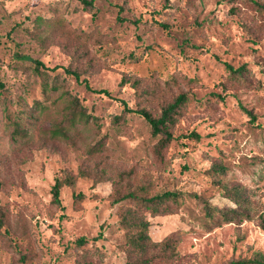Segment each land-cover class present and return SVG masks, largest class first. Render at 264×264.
I'll return each instance as SVG.
<instances>
[{"label":"rangeland","instance_id":"obj_1","mask_svg":"<svg viewBox=\"0 0 264 264\" xmlns=\"http://www.w3.org/2000/svg\"><path fill=\"white\" fill-rule=\"evenodd\" d=\"M57 18L63 25L50 23ZM225 62L246 64L245 75L234 80ZM0 81V205L8 218L0 264H126L120 219L137 205L113 198L128 190L180 192L172 212L141 209L149 240L172 239L170 250L149 249L152 264L264 257V7L250 0H95L87 8L79 0H0ZM44 84L59 89L45 93ZM179 92L186 101L174 137L158 153L159 135L142 115L123 111L119 98L157 114ZM70 95L98 125H79L72 141L52 139ZM18 120L23 137L13 132ZM191 130L199 138L184 136ZM214 163L224 170L214 173ZM66 171L75 181L61 186V209L51 187ZM235 187L248 214L213 223L203 204L234 206ZM79 236L88 241L77 246Z\"/></svg>","mask_w":264,"mask_h":264},{"label":"trees","instance_id":"obj_2","mask_svg":"<svg viewBox=\"0 0 264 264\" xmlns=\"http://www.w3.org/2000/svg\"><path fill=\"white\" fill-rule=\"evenodd\" d=\"M83 7H91L94 4L95 0H79ZM250 2L257 8L262 9L264 7V4L259 2L258 0H250ZM236 11V8L234 9ZM54 25H63L59 21V19H56V22H50ZM163 27H166L167 25L163 22H160ZM37 65H41L44 68L50 69V70H56L59 65H53L50 67L45 66L41 61L35 60ZM226 67L229 69L231 76L234 80L240 79L243 75H245L246 64H241L239 66L234 67L228 62H225ZM64 70L68 74H73L76 79L80 77V74L72 68L64 67ZM85 85L89 87L91 90H94L95 92L103 93L106 95H109V91L106 88H99L94 89L91 88L90 85L86 80H84ZM3 84L0 81V87H2ZM59 86L56 84H44L43 91L45 93H48L52 90H58ZM61 92L65 93V90L62 89ZM62 95L61 93L59 94ZM219 97H222L220 93L217 94ZM122 109L125 112H136L140 115H142L147 122L151 126V131L153 134H158V140L161 141L158 144V149L165 145L167 141H169L174 135L172 134V126L177 121L179 115L182 111V105L185 104L186 101V94L184 92H179L178 94L174 95L171 100L164 102L160 107V112L155 114L151 110L145 107L140 108H132L128 105V103L122 99L119 98ZM66 105L64 107V115L61 122L58 123L54 128H51L49 132V136L52 139H62L67 141H72L74 139V134L77 133L80 129L79 125H88L94 123L97 124V116H94L92 113L88 112L85 107L80 103V100L75 95L66 96ZM245 111L248 113L250 120L255 121V114L249 110L244 108ZM23 114L26 116H31L29 113L27 114V111L25 110ZM23 116V115H22ZM119 115H115L113 120L117 122ZM257 125L260 126V123L256 122ZM23 127H21V122L18 120L15 122V127L13 128V132L16 136L23 137L26 135V132H23ZM184 136H190L194 138H199V134L191 130L189 133ZM97 147L102 148L103 144L100 142H97L95 145ZM161 155V154H160ZM211 169L214 173H218L219 170L223 171L224 166L217 165L216 163L211 165ZM79 173H83V170L81 169ZM75 181V174L69 171H66L64 175L58 176L55 178L54 183L51 187V202L59 206L61 209L64 208V205L61 202L60 198V188L63 184L72 185ZM3 182L2 179H0V185ZM180 195V192L177 190H165L162 193L159 194H153V195H144V194H137L134 191L128 190L126 192H120V194L113 198V201H120L124 199H131L135 201V204L137 207L134 208H128L125 210V212L122 214L120 223L121 225L126 229V243H127V250L130 254V260L126 262V264H152V258L147 254L149 252V249L152 247H155L156 249L161 250H170L172 248V239L170 237H165L163 243L155 242L152 240H149V237L147 235V227L148 222L147 220H143L140 216L141 209L148 211L151 214H162L167 212H172L175 210L174 205L177 203V198ZM195 197H199L198 194H193ZM231 198L235 202L234 206H227L225 208L219 207V206H211L208 204H203V209L205 211L206 216L213 222V223H220V221L226 220L230 221L236 217H239L242 213L248 214L247 207L245 209L240 208L239 205H245L246 202L245 198L243 196V191L239 190V188L235 187L231 189ZM59 217H63V214L61 213ZM6 212L4 213L3 209L0 205V226H2L3 223L7 220ZM5 231H8V228L5 227ZM101 233H97L95 236H93V239H97ZM88 241V239L85 236H79L75 240V244L77 246H81L85 244ZM162 245V246H161ZM162 251V252H163ZM165 253V252H163ZM164 256V255H163ZM264 264V257H254V258H247V259H237V260H230L226 264Z\"/></svg>","mask_w":264,"mask_h":264}]
</instances>
